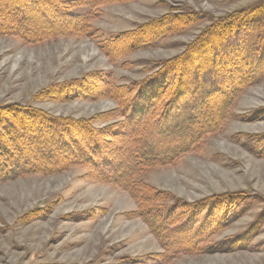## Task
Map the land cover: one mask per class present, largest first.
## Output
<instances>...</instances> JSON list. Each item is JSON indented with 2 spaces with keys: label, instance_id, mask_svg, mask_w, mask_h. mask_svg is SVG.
<instances>
[{
  "label": "rangeland",
  "instance_id": "rangeland-1",
  "mask_svg": "<svg viewBox=\"0 0 264 264\" xmlns=\"http://www.w3.org/2000/svg\"><path fill=\"white\" fill-rule=\"evenodd\" d=\"M263 5L264 0H123L91 12L86 7L70 11L91 13L93 35L88 38L30 44L0 36V107L18 105L77 120L115 116L116 104L102 94L98 79L91 89L101 92L95 99L59 101L50 94L92 74L104 75L117 87H132L159 63L182 53L212 22ZM168 14L195 19L183 33L163 37L152 47L123 51L110 60L99 49L103 41ZM261 18H253L246 33H237L218 53L221 79L232 80L241 67L250 74L220 129L177 161L143 168L137 175L153 193V202L144 205L159 212L160 242L137 216L139 205L129 193L103 181L102 176L117 177L114 171L76 166L49 175L12 172L0 181V264H264ZM120 123L116 118L93 127L113 124L109 131L118 133ZM122 126L132 132L125 122ZM119 159L127 160L122 153ZM173 204L177 208L171 211ZM161 214L171 215L169 221L164 223Z\"/></svg>",
  "mask_w": 264,
  "mask_h": 264
},
{
  "label": "trees",
  "instance_id": "trees-1",
  "mask_svg": "<svg viewBox=\"0 0 264 264\" xmlns=\"http://www.w3.org/2000/svg\"><path fill=\"white\" fill-rule=\"evenodd\" d=\"M121 2L123 0H77L72 3L0 0V36L30 44L56 37L88 38L93 35L89 25L90 12ZM76 7H86L90 12L71 14ZM253 18H261L264 27V5L212 22L185 45L182 53L159 63L149 78L132 87H117L107 83L109 80L104 75L92 74L50 94L59 101L95 99L101 92L91 89L98 79L103 82L102 94L116 104L115 116L98 115L77 120L48 116L40 110L18 105L0 107V181L12 172L49 175L76 166L89 171L98 167L108 174L114 171L117 177L108 180L102 176L103 181L129 193L139 205L137 216L160 242L162 224L155 218L159 212L154 213L152 207L144 205L153 202V193L139 184L137 175L143 168L177 161L204 137L215 134L226 121L233 100L249 85L250 74L241 67L232 80L221 79L218 53L223 43L237 33H246ZM194 19L192 14L164 15L117 40L103 41L99 49L110 60L123 51L152 47L163 37L183 33ZM116 118L121 119L118 133H113L111 128L109 131L113 124L93 127L94 123H106ZM123 122L131 133L123 131ZM121 153L126 155L128 162L119 159ZM175 208L177 206L173 204L170 210ZM189 208L192 211L194 206ZM170 216L163 214L161 219L165 223Z\"/></svg>",
  "mask_w": 264,
  "mask_h": 264
}]
</instances>
